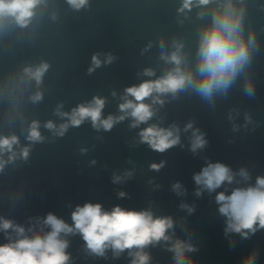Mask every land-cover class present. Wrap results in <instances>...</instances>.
Listing matches in <instances>:
<instances>
[{
  "label": "water",
  "instance_id": "95a60500",
  "mask_svg": "<svg viewBox=\"0 0 264 264\" xmlns=\"http://www.w3.org/2000/svg\"><path fill=\"white\" fill-rule=\"evenodd\" d=\"M181 3L89 0V7L74 11L66 0H49L34 33L23 30L0 39V79L25 64L45 60L51 65L42 86L43 101L33 105L27 96L24 98L23 128L19 121H5V105L0 100V135L15 132L21 145H26L27 125L36 119L45 137L43 143L32 146L27 161L18 158L0 172V217L27 229L37 219L42 222L49 212L71 224L72 211L86 202L100 203L108 211L116 205L137 211L150 209L156 216L173 217L175 235L196 246L197 251L190 255L199 264H241L242 257L253 248L258 249L255 264H264V230L248 239L239 234L225 236V218L215 202L217 192L254 185L257 176H264V0H245L244 33L247 37L253 31L258 45L246 72L254 84V96L244 94L242 74L226 95L215 97L212 103L192 93H180L175 99L170 94L161 97L163 106L154 105V117L136 128L131 127V117L108 131L93 128L89 119L79 127L70 126L63 137L53 136L43 127L48 120L57 125L65 122L54 114L58 104H63L62 111L70 112L94 96L105 99L102 118L123 115L119 104L124 90L156 79L170 67L159 59L161 42L165 51L171 50L173 40L184 43L194 67L199 31L210 23V15L198 18L196 7L180 14L177 9ZM206 11L210 13V7ZM53 12L58 17L55 21ZM96 52L102 53V61L106 53L114 59L89 74L91 56ZM146 68H152L156 75L145 76ZM246 114L251 123L245 126ZM189 122L207 140L196 153L190 150L192 129L185 131ZM153 123L164 128L175 124L180 129V144L159 153L141 143L139 132ZM161 162L164 166L159 171L151 169V164ZM209 162L229 166L236 174L234 181L197 196L193 176ZM241 168L250 174L247 181L238 174ZM129 172L131 176L126 175ZM114 175L122 176V181L113 183ZM176 182L185 190L183 195L172 190ZM120 192L126 195L120 197ZM181 203L194 205L195 211L189 214L181 209ZM9 233L15 237L11 230ZM66 238L70 264H130L127 250L119 258H113L111 250L107 258L95 257L86 253L79 234ZM7 242L0 231V244ZM146 251L152 257L150 264H173V254L165 249L164 242Z\"/></svg>",
  "mask_w": 264,
  "mask_h": 264
},
{
  "label": "clouds",
  "instance_id": "9594fccd",
  "mask_svg": "<svg viewBox=\"0 0 264 264\" xmlns=\"http://www.w3.org/2000/svg\"><path fill=\"white\" fill-rule=\"evenodd\" d=\"M66 3L74 11L89 7V0H66ZM48 7L49 0H0V39H8L23 30L34 33ZM193 7L199 9L198 18L210 15V23L199 31L194 67L188 53L184 51V43L173 40L171 50L165 51L161 42L159 59L170 67H166L158 78L145 80L124 90L123 102L119 104L123 115L102 118L105 99L94 96L90 102L81 103L70 112L62 111L63 104H58L54 114L65 122L57 125L48 120L43 127L53 136L63 137L70 126L79 127L89 119L93 128L108 131L114 124L131 117V127L136 128L147 124L154 117V105L163 106L164 100L161 97L170 94L175 99L180 93H192L212 103L215 97L226 95L242 74H245L244 94L254 96L255 87L246 72L258 45L253 31L250 30L247 37L244 33L245 0H238V3L237 0H182L177 12L186 15V10L191 11ZM209 7L210 13L206 11ZM51 18L55 21L57 14L53 12ZM101 55L102 53L96 52L91 56V65L87 69L89 74L102 63L111 64L114 59L111 53H106L103 54L105 58L102 61ZM50 67L49 62L41 60L38 64H25L18 69L9 70L0 79V100L5 105L6 122L19 121L23 128L26 120L24 98L27 96V100L33 105L43 101L42 86ZM143 74L148 77L156 75L152 68L144 69ZM33 87L35 91H30ZM149 100L151 102H146ZM245 121V126L251 123V117L247 114ZM40 129L41 122L31 120L25 136L29 143L23 146L15 132L0 135V172H3L6 164L13 163L18 158L28 160L32 146L45 141ZM189 129H192L190 150L196 153L198 149L205 147L207 140L198 128H193L191 122L185 126V131ZM233 130H237L235 125ZM179 133L180 129L175 124L164 128L153 123L143 128L139 137L141 143L164 153L180 144ZM5 155L7 159L4 158ZM163 166L164 162L150 165L156 171ZM238 174L245 181L250 179L249 172L244 168ZM126 175L132 174L129 172ZM235 175L226 164L209 162L193 176L198 186L196 195L200 196L203 190L215 192L225 183L231 185ZM122 179V176L114 175L113 183H119ZM172 190L178 195L185 192L179 182L172 185ZM118 195L124 197L126 194L120 192ZM215 202L219 214L225 218V236L230 233L239 234L241 238L248 239L257 231L264 230V176H257L254 185L237 186L230 192H217ZM180 207L189 214L195 211L194 205L181 203ZM71 221L69 224L49 212L42 222L37 219L36 224L26 229L10 219L0 217V231L4 232L8 240L7 243L0 244V264H70L71 254L67 251L69 240L66 237L76 234L85 242L86 253L95 257L107 258V252L111 250L113 258H119L127 250L131 257L130 264H150L152 257L146 249L164 242L165 249L173 254V264H199L190 255L197 251L196 246L190 240L175 235L172 216H156L150 209L137 211L119 205L108 211L100 203L86 202L75 207L71 213ZM9 230L15 234L14 238ZM169 230H172L171 234ZM257 258L258 249L253 248L242 257L241 264H255Z\"/></svg>",
  "mask_w": 264,
  "mask_h": 264
}]
</instances>
